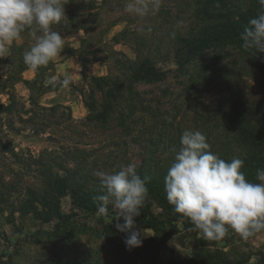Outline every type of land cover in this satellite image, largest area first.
<instances>
[{
  "label": "trees",
  "instance_id": "16d2710c",
  "mask_svg": "<svg viewBox=\"0 0 264 264\" xmlns=\"http://www.w3.org/2000/svg\"><path fill=\"white\" fill-rule=\"evenodd\" d=\"M191 1L190 13L185 18L187 22L182 31H175L176 37L168 49L157 45L151 47L149 39L136 28L126 27L112 36L113 43H129L134 57L109 47L107 56L112 59L115 74L90 77V92L84 100L88 110L85 124L97 130V137L101 139L98 149H65L63 152L49 149L38 156L15 154L17 165L35 167L41 179L39 188L30 191L25 203L32 211L36 206L43 207V221L69 218L59 209V199L67 194L76 207L95 212L100 202L94 197L103 194L96 173H112L135 164L140 177L146 178L148 188L140 215L134 217L136 228H152L155 234L150 241H157L166 227L163 221L145 209L150 205L148 199L166 212L169 223L170 220L191 223L189 218L173 211L164 191V177L180 147L184 130L202 132L210 151L220 158L226 161L242 159L244 164L240 170L245 178L260 183L256 179V170L264 169V53L244 50L241 33L248 20L264 9L258 0ZM118 2L64 0L65 17L52 24L51 30L62 38H79L78 55L82 65L86 54L93 60L105 58L98 56L99 50L95 47L104 43V31L121 20L110 14ZM169 12L167 10V16L177 20L185 14L182 10L174 16ZM106 15L112 20L102 30L100 27ZM20 38L22 42L12 43L11 55L4 59L17 68V73L11 72L6 79L35 88L36 78L44 76L45 71L52 68V62L40 67L33 80L22 78L21 72L27 68L23 54L35 41L31 29H25ZM169 57L175 67L159 69V59ZM16 60L18 64H15ZM169 77L180 85L179 90L176 84H168ZM243 80L247 88L237 85ZM164 83L167 85L161 86ZM219 84L227 85L219 98L215 101L206 99L199 112L194 111L195 115L189 116V124H184L180 120V116L187 120L184 103L198 101L201 95L211 92ZM2 91L8 95V103L0 104V109L9 113L18 102L10 86H5ZM165 100L169 108H166ZM134 146L138 148L137 164L130 163L126 156ZM120 234L124 241L125 233ZM198 252L201 253L191 257L192 264H224L217 253L214 256Z\"/></svg>",
  "mask_w": 264,
  "mask_h": 264
},
{
  "label": "rangeland",
  "instance_id": "374dc122",
  "mask_svg": "<svg viewBox=\"0 0 264 264\" xmlns=\"http://www.w3.org/2000/svg\"><path fill=\"white\" fill-rule=\"evenodd\" d=\"M127 2L119 0L115 5V11L110 14L121 20L104 31V43L95 47L99 50L98 56L105 58L93 60L86 54L82 65L78 55L79 38H63L64 48L51 61L52 68L45 71L44 76L36 78L29 67L21 72L24 79L36 78L35 88L21 81L12 83L6 79L11 72L17 73L15 66L4 61L11 55V49L7 57L0 59V104L8 103V95L2 91L5 86H10L18 102L9 113L0 109V264H192L190 259L194 254L201 253L198 251L214 256L217 253L224 264H227L225 261L264 264V231L245 240L229 229L228 234L220 240H204L199 230H190L194 227L192 223L171 220L169 223L166 212L149 199V208L145 209L163 221L166 227L157 241H150L155 234L152 228L137 227L142 245L131 250L122 241L121 232L115 229L116 223H123V218L118 217L112 205L108 206L107 216H101L98 208L93 212L76 207L67 194L59 199V209L69 218L62 221L55 218L47 222L41 218L45 211L43 207L36 206L33 211L31 207H26L28 204L25 200L29 199L32 189L39 188L41 179L35 167L17 165L15 154L38 156L49 149L63 152L65 149L93 150L100 147L97 130L85 124L88 110L84 100L90 92V77L115 74L112 59L107 56L109 47L130 58L134 57L129 43H113L112 36L126 27L136 28L149 39L151 47L157 45L161 49H168L173 44L170 33L183 30L187 22L185 18L192 7L190 4H193L191 0H161L157 13L138 18L124 10ZM167 10L173 16L178 10L185 14L177 20L168 17ZM111 20V17L104 16L100 28L105 30ZM177 21L183 23L177 26ZM14 42L19 44L22 39ZM170 57L159 59L157 67L173 69L175 65ZM17 61L15 64H18ZM65 72L72 75L75 81L69 88H53L47 84L52 76ZM168 81L173 86L176 84L172 77ZM164 85L167 84L161 86ZM237 85L247 88L244 80L238 81ZM176 86L177 90L181 88L179 84ZM226 86L215 85L198 101L184 103L187 120H184V116L183 119L180 116V120L189 124V116L195 115L194 111L199 112L206 99L217 100ZM244 93L247 94V90ZM165 104L169 108L166 100ZM137 150L134 146L126 155L130 163L139 162Z\"/></svg>",
  "mask_w": 264,
  "mask_h": 264
},
{
  "label": "clouds",
  "instance_id": "9594fccd",
  "mask_svg": "<svg viewBox=\"0 0 264 264\" xmlns=\"http://www.w3.org/2000/svg\"><path fill=\"white\" fill-rule=\"evenodd\" d=\"M264 9V0H258ZM161 0H128L124 10L138 18L159 11ZM64 0H0V59L10 53V45L25 29H31L34 44L23 54V62L33 72L47 66L64 48L62 36L51 25L65 17ZM183 21H177V26ZM39 33V34H38ZM175 39L176 32L170 33ZM244 50L264 53V11L250 18L241 33ZM75 83L68 72L52 76L47 84L64 89ZM244 161H226L210 151L206 136L196 130H184L180 147L164 177L166 199L173 211L190 219L193 229L204 240H220L229 229L242 239L264 231V169L256 170L254 183L240 170ZM100 190L98 214L107 216L112 205L123 218L116 223L118 232L125 233L128 250L142 245L134 217L140 215L148 195L146 178L142 179L135 164L118 171H98Z\"/></svg>",
  "mask_w": 264,
  "mask_h": 264
}]
</instances>
